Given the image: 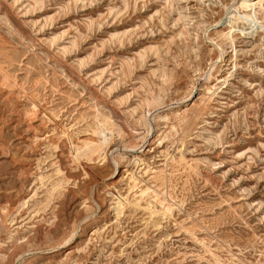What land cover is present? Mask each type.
Masks as SVG:
<instances>
[{
    "label": "rangeland",
    "instance_id": "374dc122",
    "mask_svg": "<svg viewBox=\"0 0 264 264\" xmlns=\"http://www.w3.org/2000/svg\"><path fill=\"white\" fill-rule=\"evenodd\" d=\"M239 1L0 0V264H264Z\"/></svg>",
    "mask_w": 264,
    "mask_h": 264
},
{
    "label": "bare ground",
    "instance_id": "6f19581e",
    "mask_svg": "<svg viewBox=\"0 0 264 264\" xmlns=\"http://www.w3.org/2000/svg\"><path fill=\"white\" fill-rule=\"evenodd\" d=\"M251 1H254V0H240L239 1V7L241 8V9H243V10H245V11H247V10H252L253 8V6L255 5V3H250ZM258 2H260V0H257V2L256 3H258ZM255 7V6H254ZM252 12H253V10H252ZM234 27V26H233ZM114 162V161H113ZM83 165V164H82ZM101 182V181H100ZM103 183V182H102ZM105 192V191H104ZM93 198V197H92ZM94 202H95V200H94ZM96 203V202H95Z\"/></svg>",
    "mask_w": 264,
    "mask_h": 264
}]
</instances>
